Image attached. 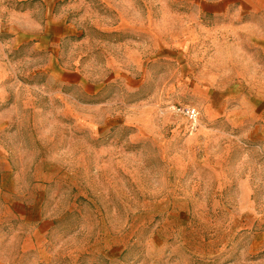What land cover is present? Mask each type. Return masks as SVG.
Returning a JSON list of instances; mask_svg holds the SVG:
<instances>
[{
  "label": "rangeland",
  "instance_id": "1",
  "mask_svg": "<svg viewBox=\"0 0 264 264\" xmlns=\"http://www.w3.org/2000/svg\"><path fill=\"white\" fill-rule=\"evenodd\" d=\"M34 18L73 99L34 89L33 41L11 50L28 173L0 264H264V0L0 1Z\"/></svg>",
  "mask_w": 264,
  "mask_h": 264
},
{
  "label": "crops",
  "instance_id": "2",
  "mask_svg": "<svg viewBox=\"0 0 264 264\" xmlns=\"http://www.w3.org/2000/svg\"><path fill=\"white\" fill-rule=\"evenodd\" d=\"M218 5L219 7H222L223 3L220 2ZM33 6L34 13L36 10L37 12L40 11V5ZM37 18L39 19L40 17ZM40 22L41 21L34 18L28 26L0 24V207L3 205V202L12 203L14 208L18 206L23 207V204H20V202L24 203V196H22V193H25V177L28 173L27 168L23 163L18 164L16 162L18 161L20 154L21 156L19 159H21L23 155L29 153V150L26 153L22 146H20V148L18 145L15 146L17 135L5 131L10 128L9 125L11 124V121L5 119L7 114L16 111V109H14L15 104L11 106L9 105L10 107L7 105L9 104L11 98L19 97L21 89H24L25 91L28 88L22 83V80L24 79L23 77L28 76H24L20 72V67L24 65L25 61L23 62V60L18 59L17 61L12 62L10 59L11 50H18L25 43V41H33L34 56L32 62L28 63H33L35 66V70L32 75H39L41 79L39 81L40 83L35 85L34 89H37L40 92L43 91L45 97L56 99L59 96L57 86H61L60 90L61 92L65 91L64 97L67 101V91L68 88H70V99H73L72 89L74 71L65 68L58 74V69H56L57 64H55V58L52 54L53 51L50 48L48 50L47 47H43L45 42H43L41 33L44 28ZM23 33H32L35 35L28 36V40H26L27 37L24 36ZM43 51H46L48 55L45 60V64L42 67ZM43 80H45L46 83H43ZM61 96L63 95L61 94ZM11 145H14L15 148ZM35 152L36 151L34 150L33 153ZM32 175L34 176V183L36 173L34 172ZM37 176L40 175L37 174ZM20 185L22 186L20 187L21 191L18 187Z\"/></svg>",
  "mask_w": 264,
  "mask_h": 264
},
{
  "label": "built area",
  "instance_id": "3",
  "mask_svg": "<svg viewBox=\"0 0 264 264\" xmlns=\"http://www.w3.org/2000/svg\"><path fill=\"white\" fill-rule=\"evenodd\" d=\"M176 112L184 115L193 126H197L200 118V114L195 108H179Z\"/></svg>",
  "mask_w": 264,
  "mask_h": 264
}]
</instances>
